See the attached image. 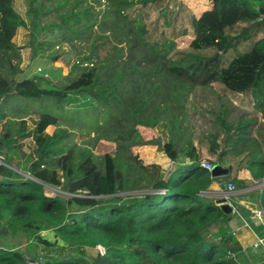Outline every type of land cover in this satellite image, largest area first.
<instances>
[{
	"label": "trees",
	"instance_id": "trees-1",
	"mask_svg": "<svg viewBox=\"0 0 264 264\" xmlns=\"http://www.w3.org/2000/svg\"><path fill=\"white\" fill-rule=\"evenodd\" d=\"M28 1L34 42L66 29L77 59L52 85L22 79L12 57L20 59L15 40L30 23L15 0H0V264H236L203 233L231 217L211 195L215 183L244 189L242 171L252 185L264 179V0H211L213 8L199 16L181 0ZM184 37L192 40L180 48ZM60 45L38 47L56 61ZM198 86L261 118L235 124L224 108L216 115L218 130L199 138L211 164L230 171L227 177L214 178L202 166L184 126ZM13 95L52 98L76 111L107 108L114 121L97 135L116 147L97 155L74 145L54 159L74 132L51 114L11 118L4 108ZM159 124L169 139L146 141L140 131ZM78 137L89 142L93 133ZM153 143L169 168L134 154ZM20 156L30 159L26 171L13 166ZM47 187L61 190L68 203ZM99 246L105 255L88 256Z\"/></svg>",
	"mask_w": 264,
	"mask_h": 264
},
{
	"label": "rangeland",
	"instance_id": "rangeland-1",
	"mask_svg": "<svg viewBox=\"0 0 264 264\" xmlns=\"http://www.w3.org/2000/svg\"><path fill=\"white\" fill-rule=\"evenodd\" d=\"M182 1V3H184V5L196 15H199L203 9V7L199 8V6H205V0H203L204 2H200V0ZM15 7L27 23H30L31 17L29 14V1L15 0ZM33 31H35V27L33 23H30L29 28L23 29L15 40L17 48H19L18 53L20 55V59L14 56L12 57V63L16 69L20 70V72L22 71V73L19 74L22 79L26 77L44 78L48 82L43 84L48 85L49 83L52 85V83L57 82L63 76L68 75L72 70L73 64L77 59V51L75 50L77 48L68 44L65 37L66 29L55 30L54 33L46 35L42 40V36L39 35L36 42H34V39L32 38ZM191 40L192 38L190 37L179 39L178 43L180 48L188 46ZM41 41H53L60 43V49H56L55 51H59L61 56L56 61H52L50 58H47L51 52L46 55L40 53V48H47L46 46L38 47L39 42ZM6 103L7 104L4 109L9 111L11 118L20 117V114L25 116L26 114L35 111L42 114H51L59 118L61 127L68 128L70 131L74 132L76 137L70 139V142L68 143L69 145L64 147L60 153L55 155L53 157L54 159L65 154L68 149L74 145H77L78 147L86 146L88 149L93 150L97 155H103L108 150L105 148L107 147L106 145L112 144L113 147H116V144L106 140H99V136L97 135L99 131L103 130L104 127L114 121L107 108L101 107L97 110H92L90 108L89 111L83 108L80 111H76L77 108L74 105H61L60 103H56L52 98L26 99L15 95L8 97ZM238 103L239 102L235 100H229L226 98L220 99L211 87L198 86L189 96L186 104V111L188 115L184 126L193 143L196 147L200 148L199 150H201L200 153L202 154V161L206 160L207 162L212 163L211 161L215 160L214 157L208 155L206 147L202 149L198 145V141L200 137L210 138L211 135L218 130V127L215 124V119L216 115L219 114L222 109L227 108L231 112L228 118L229 122L236 124L241 119L244 123L248 122L249 119L256 120L257 123L260 122L261 118L255 111L246 109V107H242ZM92 105H95V103ZM51 130L54 131L55 128H52ZM87 132H92L93 138L89 142H81L78 136ZM140 133L146 141L153 139H155V141H159L158 139L166 141L169 139V131L164 128L163 124H159L153 129H148L146 132L140 131ZM251 133L253 136L254 131L252 130ZM47 137L48 133L44 134V140H46ZM29 141L30 139L27 138L26 143H29ZM84 143L86 144L84 145ZM111 149L112 148L109 147L110 151ZM133 152L134 154L139 155L144 163L148 164L156 162L160 163L165 169L170 167V161L163 156L156 143L135 147ZM26 153H30V151L27 149ZM3 160L4 156L0 153V162ZM29 164V158L20 156L14 161L13 166L21 171H26ZM216 187L217 191H219L218 195H221L222 193L225 194L226 187H224V185H220L219 183ZM46 192L48 195L57 197L65 203H68L69 201L67 195L62 193L61 190L57 188L47 187ZM42 236L53 240V234L51 232H44L42 233ZM98 250V248L87 249V254L90 257H95L99 252Z\"/></svg>",
	"mask_w": 264,
	"mask_h": 264
},
{
	"label": "crops",
	"instance_id": "crops-1",
	"mask_svg": "<svg viewBox=\"0 0 264 264\" xmlns=\"http://www.w3.org/2000/svg\"><path fill=\"white\" fill-rule=\"evenodd\" d=\"M200 7H203L200 14L211 10L212 1L205 0V6ZM241 179L247 181L246 188H236L233 193H228L226 183L225 194L218 195L217 183L214 184L211 195L226 199L234 212L227 221L211 227L203 236L217 243L237 263L264 264V218L256 217L258 211H264V179L252 185L249 171H242Z\"/></svg>",
	"mask_w": 264,
	"mask_h": 264
},
{
	"label": "water",
	"instance_id": "water-1",
	"mask_svg": "<svg viewBox=\"0 0 264 264\" xmlns=\"http://www.w3.org/2000/svg\"><path fill=\"white\" fill-rule=\"evenodd\" d=\"M211 173L214 178H223L230 175V171L223 169L219 163L213 166ZM217 203L221 205V209L225 214L230 215L234 212L232 206L227 203L226 199H220Z\"/></svg>",
	"mask_w": 264,
	"mask_h": 264
},
{
	"label": "built area",
	"instance_id": "built-area-1",
	"mask_svg": "<svg viewBox=\"0 0 264 264\" xmlns=\"http://www.w3.org/2000/svg\"><path fill=\"white\" fill-rule=\"evenodd\" d=\"M201 163H202V166L205 169H207L209 171L212 170L213 165L211 163L207 162L206 160L205 161H202ZM235 190H236V187H235L234 184H229L228 185V189H227L228 193H233ZM256 217H258V218H264V211H258L256 213ZM98 249H99L98 251H99V253L101 255H105V249L103 247L99 246ZM236 264H241V263H236Z\"/></svg>",
	"mask_w": 264,
	"mask_h": 264
}]
</instances>
